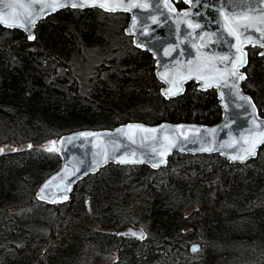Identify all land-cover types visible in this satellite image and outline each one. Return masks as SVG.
I'll return each mask as SVG.
<instances>
[{
    "label": "trees",
    "instance_id": "trees-1",
    "mask_svg": "<svg viewBox=\"0 0 264 264\" xmlns=\"http://www.w3.org/2000/svg\"><path fill=\"white\" fill-rule=\"evenodd\" d=\"M127 21L125 12L62 8L38 21L32 40L0 25V147L26 145L0 152V264H105L112 252L110 264H264V143L244 163L178 152L159 169L109 163L64 202L36 199L60 165L40 145L64 133L221 118L215 90L194 81L163 97L154 58L133 46ZM247 57L242 88L264 116V54L247 46ZM124 224L145 237L111 232Z\"/></svg>",
    "mask_w": 264,
    "mask_h": 264
},
{
    "label": "water",
    "instance_id": "water-1",
    "mask_svg": "<svg viewBox=\"0 0 264 264\" xmlns=\"http://www.w3.org/2000/svg\"><path fill=\"white\" fill-rule=\"evenodd\" d=\"M175 1L72 0L69 3L67 0H57L64 6L55 10L45 8L47 14L40 15L35 26L38 21L62 8L97 7L106 12L127 13L124 33L131 37L133 46L147 50L154 58V72L162 83L160 93L163 97L169 99L182 94L190 81L197 83L200 90L214 89L222 112L219 121L213 124L127 121L112 128L79 129L64 133L56 140L60 165L38 185L35 192L37 200L46 203L66 201L79 180L109 163L145 164L151 169H159L167 164L173 152L192 155L218 153L230 163H244L257 156L263 143H255V155H249L244 160L231 158L232 155H243L242 149L258 141L259 133L264 131V116L259 113L252 96L242 88L246 78L243 68L248 61L246 46H257L260 48L258 54H264V24L260 23L264 19V0H182L185 4L182 8H177ZM72 3L77 6L73 7ZM81 4L82 7L79 6ZM102 4L108 7H102ZM0 9L7 12L4 3H0ZM0 25L20 29L28 39L32 34L35 36V26L28 32L18 23L15 26L11 23ZM257 28L262 31H257ZM141 44L144 46L141 47ZM195 65L206 66L205 71L199 73L201 75L217 69L226 73L235 65L234 71L238 75L235 79L225 75L218 84L212 83L210 87L202 88L200 85L204 81L197 79L195 74L190 76L187 71ZM158 73H164L172 83L162 80ZM240 75H243L242 79ZM170 87L174 95H165L161 91ZM178 88L183 90L177 91ZM246 141L249 143L246 144ZM45 182H48V187L38 195ZM41 195L47 198L42 199ZM84 204L90 212L88 197ZM111 232L116 236L145 237L141 227L131 224L113 228ZM193 244L199 245L197 242L189 244L191 252H194Z\"/></svg>",
    "mask_w": 264,
    "mask_h": 264
},
{
    "label": "snow or ice",
    "instance_id": "snow-or-ice-1",
    "mask_svg": "<svg viewBox=\"0 0 264 264\" xmlns=\"http://www.w3.org/2000/svg\"><path fill=\"white\" fill-rule=\"evenodd\" d=\"M67 2L71 3L72 0H67ZM93 2H95V0H93ZM0 3H4L5 8L7 9V12H5L3 9H0V23H3L5 25H9L10 23L15 26V24H19V27L24 28L26 31L31 32V27L35 26L36 23V19L40 16V15H45L47 14L45 12V8L50 9V10H55V8L58 7H63L64 5L57 2V0H23V2H21V0H7V2H5V0H0ZM73 7H76L77 4L72 3ZM79 6H83L82 4ZM102 7H108L107 4H102ZM19 9V10H18ZM261 24H264V19H261L260 21ZM257 31H262V29L257 28ZM34 34L29 36V39H34ZM141 47H143L144 45L141 44ZM246 62V61H242ZM234 67L235 65H233V69L227 71L226 73L221 72L220 70H216L215 72L212 71H208L207 74L205 75H201L199 74L202 71H205L206 66L203 65H195V66H190L187 71L189 72V75H196V78L199 80H203L204 82L200 85V87L202 88H206V87H210L212 83H219V80L221 78H224L225 75L226 76H231L233 79H235V77L238 75L235 71H234ZM158 75H160V78L162 80H168V82L171 84L172 81L165 76L164 73H158ZM240 78H243V75H240ZM182 88H178L177 91H182ZM162 92L165 93V95H169V94H175L172 91V88H168V89H161ZM242 99L245 100H250V97H241ZM253 108L255 107L254 105H252ZM128 127H132L131 125H129ZM138 127H142V126H138ZM176 127H180L179 125H177ZM152 131H155L154 129ZM260 139L258 141H253L251 142V146L250 147H245L242 149V151L244 152L243 155H232L231 158L232 159H240V160H244L247 158V156L249 155H255V143H264V131L259 133ZM246 144H248L249 142L246 141ZM170 150V149H169ZM161 155H163V152L161 153ZM117 159H121V157H116ZM153 166H156L155 164ZM48 187V182H45V185L40 189V193H38V195H40L41 193L44 192L45 188ZM42 199H46L47 197L42 196ZM64 198H67L66 196ZM141 238H143V236H141ZM199 247V245L193 244L192 245V250L196 251L197 248Z\"/></svg>",
    "mask_w": 264,
    "mask_h": 264
},
{
    "label": "rangeland",
    "instance_id": "rangeland-1",
    "mask_svg": "<svg viewBox=\"0 0 264 264\" xmlns=\"http://www.w3.org/2000/svg\"><path fill=\"white\" fill-rule=\"evenodd\" d=\"M254 47H256L257 50H259V47H257V46H254ZM81 83L84 84V81L81 80ZM25 147H26L25 144H16V143H13V142H9V143H6V144H4V145H2L0 147V152L18 150V149H22V148H25ZM40 147L43 148V149L55 150L56 149V139L49 140V141H47L45 143H42L40 145ZM115 258H116V253L112 252L111 255H110L109 260L105 264H110L113 260H115Z\"/></svg>",
    "mask_w": 264,
    "mask_h": 264
},
{
    "label": "flooded vegetation",
    "instance_id": "flooded-vegetation-1",
    "mask_svg": "<svg viewBox=\"0 0 264 264\" xmlns=\"http://www.w3.org/2000/svg\"><path fill=\"white\" fill-rule=\"evenodd\" d=\"M179 2H181V3L183 4V6H181V7H178V3H179ZM175 4H176L177 8H182V7H184V6H185V4L183 3V1H182V0H177V1H175Z\"/></svg>",
    "mask_w": 264,
    "mask_h": 264
}]
</instances>
